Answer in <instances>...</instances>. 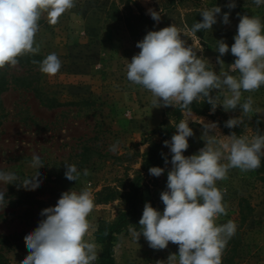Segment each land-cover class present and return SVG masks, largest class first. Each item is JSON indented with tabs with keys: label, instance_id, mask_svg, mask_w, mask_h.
<instances>
[{
	"label": "rangeland",
	"instance_id": "1",
	"mask_svg": "<svg viewBox=\"0 0 264 264\" xmlns=\"http://www.w3.org/2000/svg\"><path fill=\"white\" fill-rule=\"evenodd\" d=\"M229 2L75 0V6L65 11L54 25L48 22L47 14L42 16L35 37L39 53L18 57L15 67L0 69V76L6 80L5 90L0 93V170L15 173L19 177L16 182L20 183L35 171L30 166L33 154L39 155L44 164L39 169L42 183L35 190L0 183V191H6L8 201L6 207L0 206V264H21L28 255L24 237L45 218L41 211L55 206L63 192L91 190L95 207L88 220L96 230L101 221H113L124 209L120 197L98 203L97 193L107 189L126 192L137 175L143 176L137 197L139 216L113 235L114 263L157 264L166 261L170 254H178L176 244L169 242L166 249L154 250L143 236L136 242L129 232L130 225L139 228L146 202L161 212L165 207L160 193L166 190L167 172L171 169L170 163L165 165V157L170 161L172 153L163 142L171 140L182 119L189 121L194 132L185 156L204 147L205 142L200 139L201 118L217 122L224 136L230 134L219 122L237 116L243 121L236 127L240 136L251 137L257 131L264 134V86L242 94V102L252 96L253 109L259 108L260 112L242 115L239 108L225 112L217 107L211 113V105L199 101L196 103L205 114L180 110L176 119L175 107L153 108L151 93L127 79L126 66L139 53L136 44L148 32L139 20L138 8L147 18H151L147 14L151 8L161 13L158 24L151 18L155 30L175 24L187 45L219 72L216 41L224 39L231 47L239 24L237 14L258 16L264 24V4L257 7L253 0H235L236 7L229 9ZM215 6L221 7L218 22L211 30L193 34L190 29L195 22L202 21L201 11ZM225 12H230L228 25L221 22ZM53 52L62 61V67L54 77H49L33 61H42ZM221 59L228 71L236 57L229 51ZM230 74L239 76L238 72ZM215 94L214 91L212 95ZM220 99L223 100L222 95ZM167 128H172L171 133L161 138V132ZM154 144H158L163 154L156 167L165 168V172L159 177L150 175L149 169H142L146 151ZM113 145H118L115 151L111 150ZM64 164L76 165L81 173L78 181L65 178ZM84 169L89 170L88 176L83 175ZM216 184L224 191L227 209V215L219 216L217 224L231 220L237 225L235 235L223 250L222 264H264V170L232 168L227 179ZM94 232L90 231L85 239L95 242ZM97 245L100 253L101 245Z\"/></svg>",
	"mask_w": 264,
	"mask_h": 264
},
{
	"label": "clouds",
	"instance_id": "2",
	"mask_svg": "<svg viewBox=\"0 0 264 264\" xmlns=\"http://www.w3.org/2000/svg\"><path fill=\"white\" fill-rule=\"evenodd\" d=\"M253 3L259 7L264 0H253ZM74 6L75 0H0V69L15 67L18 57L39 53L35 37L44 14L54 25ZM227 7L234 9L235 0H230ZM147 14L157 24L160 22V11L149 8ZM218 14H221L220 6L203 9L200 13L202 21L195 22L190 31L196 34L211 30L218 22ZM237 15L239 24L231 47L224 39L216 41L219 72L208 59L198 56L181 38V30L171 24L158 31H148L137 42L140 51L127 63V79L151 93L153 108L178 106L182 112L191 114L192 103L203 101L211 105V113H215L217 107H222L225 112L239 108L242 115L254 110L260 112L259 108L253 109L252 96L242 102V94L264 86V24L258 16ZM229 16L230 12L223 13L221 22L228 25ZM229 51L236 59L225 71L221 57ZM33 63H38L39 71L49 77H54L62 67L55 52ZM230 72H238L239 76ZM214 91L216 94L212 95ZM242 123L240 116L232 117L225 122V127L232 129ZM201 125L200 139L205 143L196 154L184 155L189 148V138L194 136L186 119L176 125L171 140L163 142L172 153L170 161L165 157V165L170 163L171 169L167 172L166 190L160 193L165 207L161 212L146 202L139 228L129 227L136 242L143 236L154 250L166 249L169 242L178 245V254H170L166 261L157 264H222L223 250L235 235L237 225L231 220L217 224L219 216L227 215V209L223 202L224 191L216 182L227 179L232 168L241 171L258 169L264 157V134L259 131L251 137L238 136L235 132L224 136L217 122H205L201 118ZM117 146H111V150L115 151ZM30 166L35 169L33 175L20 183L16 182L19 177L15 173L0 170V183L16 184L29 191L37 189L42 183L39 169L44 164L41 157L33 154ZM64 166L65 178L78 181L81 173L76 165ZM164 172L165 168H149V174L155 177ZM89 174L88 169L83 170L84 176ZM5 195L6 191H0L3 208L8 203ZM94 207L89 188L63 192L55 206L41 211L40 215L45 218L24 237L28 255L21 264H95L99 246L85 239L90 231H95L88 220Z\"/></svg>",
	"mask_w": 264,
	"mask_h": 264
},
{
	"label": "trees",
	"instance_id": "3",
	"mask_svg": "<svg viewBox=\"0 0 264 264\" xmlns=\"http://www.w3.org/2000/svg\"><path fill=\"white\" fill-rule=\"evenodd\" d=\"M139 11V20L144 23L147 28V31L155 30L152 26V19L147 18L140 8ZM0 74L1 71H0ZM6 80L0 76V93L5 90ZM53 104H49L52 106ZM192 111L196 114L202 115L205 114L203 110H201L196 102H193L190 106ZM174 113L176 114V119L180 117V108L175 107ZM216 121V120H215ZM221 126H223L229 134L235 132L238 136H240V131L237 128L229 129L225 127V123L219 122ZM172 128H167L161 132V138L166 137L170 134ZM150 148V147H149ZM146 158L143 161V170L149 169L151 165H155L154 167L160 165L163 156L162 150L159 148L158 144L152 145L150 149L146 151ZM259 169L264 170V157L261 158V166ZM143 181L142 175L135 176L128 185L127 191L123 193H117L113 190L107 189L100 191L97 193V202L105 203L110 200H114L116 197H120L124 203V209L119 212L117 217L111 222L101 221L98 224L97 229L94 232V240L97 244L101 245V251L99 253V257L97 259V264H115L112 256V242L113 235L120 233V231L128 226L129 224L134 223L139 216V204H138V194L141 188V184Z\"/></svg>",
	"mask_w": 264,
	"mask_h": 264
}]
</instances>
